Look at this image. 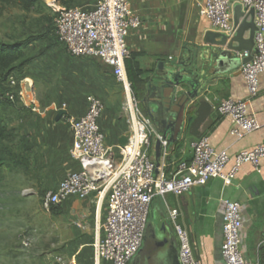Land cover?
<instances>
[{"label": "built area", "instance_id": "built-area-1", "mask_svg": "<svg viewBox=\"0 0 264 264\" xmlns=\"http://www.w3.org/2000/svg\"><path fill=\"white\" fill-rule=\"evenodd\" d=\"M239 4L245 13L254 11V47L251 53H236L241 61L240 71L246 81L247 100H226L211 106L221 115L232 119L231 131L243 138L258 131L261 126L247 107L258 95V75L264 73V0H206L201 15L207 18L217 32L233 37L237 28L231 24L232 6ZM56 15V35L66 53L76 59H94L105 65L116 83L125 92L127 102L123 114L128 126V138L119 148V161H115L100 128V118L105 111L103 101L96 95L87 97V111L79 118H69L72 131L69 149L71 159L79 170L67 174L55 190L49 191L43 205L50 210L60 207L71 197L91 199L97 211L105 198L108 211L102 226L97 227L92 244L95 264H129L142 247L151 203L168 195L183 196L195 187L205 186L211 179L223 178V170L229 161L226 151L216 153L208 137L202 136L193 145L190 162H180L172 171L166 165L156 166L153 159V139L161 141L165 160L167 141L144 115L133 97L132 84L127 73L131 52L126 38L130 31L141 27L142 21L132 14L128 0H100L92 9L78 6L53 5ZM251 58L249 62L243 60ZM28 79L23 83L27 85ZM12 86L16 85L11 80ZM26 88L19 92L25 97ZM9 99L16 98L9 94ZM37 110V109H36ZM264 145L250 151H242L234 158L232 178L243 165H251L264 178L261 161ZM223 243L221 255L224 264H253L241 251L239 237L242 228L240 207L224 200ZM179 212L169 210L179 248L181 264H200L195 258L190 236L178 223ZM103 231V237L100 232ZM264 244V241H263ZM75 264V263H71Z\"/></svg>", "mask_w": 264, "mask_h": 264}, {"label": "crops", "instance_id": "crops-1", "mask_svg": "<svg viewBox=\"0 0 264 264\" xmlns=\"http://www.w3.org/2000/svg\"><path fill=\"white\" fill-rule=\"evenodd\" d=\"M99 1L66 0L59 3L66 7L80 5L78 7L92 9ZM128 2L132 14L142 21L141 27L130 31L126 38L127 47L131 52V59L128 62L136 74L141 73L138 79L146 81L145 88L152 80L153 85L159 84L158 78L167 74V68H175L177 72L189 69L196 73V78L201 76L200 82L208 81L199 96L187 105L184 128L179 141L168 148V155L165 160H161V165H166V171L169 172L180 162H190L193 158L192 145L205 135L216 153L226 151L229 156L223 170L226 179L214 178L205 186L195 187L183 196L168 195L164 199L155 200L159 202L167 220L170 209L178 210V223L188 232L195 258L200 264H224L221 255L223 202L229 200L238 204L242 222L239 232L242 254L253 264H264V178L257 174L251 165L241 166L232 178L228 177L234 168V158L238 153L250 151L260 144L264 145V73L258 75V95L247 107V112L256 116L261 128L240 139L231 133L235 129L232 119L221 116L207 101L217 105L226 100H247L249 93L240 68L218 74L213 69L212 59L221 50L219 44L222 42V37L215 35L224 33L213 29L209 20L201 15L206 0H128ZM237 5L239 4L232 6V25L239 13L236 10ZM242 12L245 13L243 8ZM251 21L249 16L247 23ZM245 32L246 38L249 37L251 33L249 25ZM60 47L63 48L58 42L57 46L49 50L48 57L62 55V51H58ZM94 62L98 67L96 73ZM160 64H163V71L158 69ZM183 64L185 66H181ZM59 66L63 77L67 76L65 80L75 88V91L70 92L73 100L56 110V113L60 110L67 111V115L63 117L66 130L54 127L50 135V151L55 154L57 165L63 169L64 178L67 174L79 170V165L69 155L72 131L68 119L79 118L86 113L87 97L95 95L90 92L93 89L92 85L98 84L94 78L95 74L97 76L103 74L106 78L113 77L105 65L94 59H76L67 54L63 55V62ZM183 90L186 88H179L178 93ZM103 103L105 111L99 121L100 128L114 160L118 162L119 148L127 142L128 126L120 112L119 104H115V101ZM153 159L155 161V156ZM261 167L264 171V159L261 161ZM59 182L54 186V190ZM107 211L106 198L99 211L91 199L82 200L77 197L69 198L58 207L55 214L60 218L61 237L67 248L73 250L74 258L77 256L86 262L87 256L92 254L97 227L103 225ZM103 235L101 231L100 236Z\"/></svg>", "mask_w": 264, "mask_h": 264}, {"label": "rangeland", "instance_id": "rangeland-1", "mask_svg": "<svg viewBox=\"0 0 264 264\" xmlns=\"http://www.w3.org/2000/svg\"><path fill=\"white\" fill-rule=\"evenodd\" d=\"M40 1L39 11L9 9L0 18V43L24 46L18 62L0 66V130L4 137L0 155L7 159L0 171V264H95L93 251L86 262L74 258L73 250L63 243L59 215L43 205L45 195L63 179V169L50 151V135L54 127L66 130V125L65 118L55 122L54 116L57 108L73 100L70 92L75 88L60 70L63 55H67L63 48H58L62 55L48 57L49 50L58 45L51 6H61L59 2L66 0ZM93 67L96 73L95 62ZM94 78L98 84L92 85L90 93L106 103L115 101L123 114L127 98L122 87L103 74ZM26 79L32 82L30 90L29 80L27 85L23 83ZM11 80L15 86L9 85ZM24 88L27 93L22 99L19 92ZM9 94L16 99L11 101ZM133 97L141 109V96L134 93ZM156 144L153 139L154 156Z\"/></svg>", "mask_w": 264, "mask_h": 264}, {"label": "water", "instance_id": "water-1", "mask_svg": "<svg viewBox=\"0 0 264 264\" xmlns=\"http://www.w3.org/2000/svg\"><path fill=\"white\" fill-rule=\"evenodd\" d=\"M236 10L239 12L234 22V28H237L236 34L233 37L219 33L215 35L222 37V42L219 44L221 50L212 59L213 69L216 74L240 68L241 61L236 56V53L242 51L251 53L254 47L256 31L254 11L251 10L247 14L243 13L240 5L236 6ZM249 16H251L252 21L247 23ZM248 25L251 27V33L246 38L245 28ZM250 59L243 60V63L249 62ZM162 65L160 64L158 68L160 71L164 70ZM166 72L165 76L158 78L159 84L153 85L152 80L150 85H153V90H155L152 96L155 99L153 103L156 105L154 124L157 127V131L162 134L163 140H166L168 147H170L179 141V136L184 128L187 105L192 99L199 96L200 91L208 81L199 82L193 80L186 73L182 75L177 72L175 68H167ZM181 72H185V70ZM186 79L190 80L186 83L184 82ZM186 85L189 90L178 93V89ZM65 115H67V111H58L54 118L55 122H59ZM164 151L162 142L157 141L155 148V163L157 167L161 165ZM129 264H181L172 223L166 219V215L157 200H154L150 206L142 247Z\"/></svg>", "mask_w": 264, "mask_h": 264}, {"label": "trees", "instance_id": "trees-1", "mask_svg": "<svg viewBox=\"0 0 264 264\" xmlns=\"http://www.w3.org/2000/svg\"><path fill=\"white\" fill-rule=\"evenodd\" d=\"M40 7H41L40 0H0V18H2L9 9H16L25 13H29L34 10L39 11ZM23 49H24L23 44L19 42L11 43V44L0 43V66L6 68L18 62L23 54ZM127 72L129 75V79L132 83V89L134 93L142 97L143 90L145 89L146 81H141L138 79V75H141V73L136 74L132 70L130 66V62H127ZM139 91H141V93ZM3 138H4L3 133L0 130V140H2ZM6 163H7L6 157L0 155V171L2 170L3 167H5ZM57 210L58 207L50 209L51 213H56Z\"/></svg>", "mask_w": 264, "mask_h": 264}, {"label": "flooded vegetation", "instance_id": "flooded-vegetation-1", "mask_svg": "<svg viewBox=\"0 0 264 264\" xmlns=\"http://www.w3.org/2000/svg\"><path fill=\"white\" fill-rule=\"evenodd\" d=\"M180 73L182 75H184L186 73V75L189 78H191L193 80H197L199 82L202 80L201 76L196 78V73L194 74L193 71L189 70V69H186L185 72H180ZM189 80L190 79H186L184 82L187 83ZM183 87H185L186 90H183L182 92L189 90V87L187 85L183 86ZM154 92H155V90H153V85L151 86L149 83L147 85V87L145 88V90L143 91L142 97L140 99V107H141V110H143V112L145 113V115L150 119L151 124L154 127H156V125L154 124V120L156 119L155 115H154V110H155L156 105L153 103V101H155V99L152 98ZM145 101H147V102H145Z\"/></svg>", "mask_w": 264, "mask_h": 264}, {"label": "bare ground", "instance_id": "bare-ground-1", "mask_svg": "<svg viewBox=\"0 0 264 264\" xmlns=\"http://www.w3.org/2000/svg\"><path fill=\"white\" fill-rule=\"evenodd\" d=\"M32 82L29 80V83H28V89L30 90L32 88Z\"/></svg>", "mask_w": 264, "mask_h": 264}]
</instances>
